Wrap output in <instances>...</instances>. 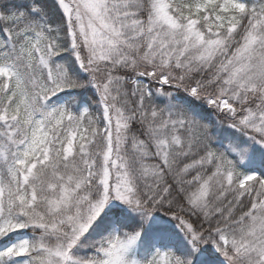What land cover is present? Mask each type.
<instances>
[{"label": "snow or ice", "instance_id": "obj_1", "mask_svg": "<svg viewBox=\"0 0 264 264\" xmlns=\"http://www.w3.org/2000/svg\"><path fill=\"white\" fill-rule=\"evenodd\" d=\"M0 264H264V0H0Z\"/></svg>", "mask_w": 264, "mask_h": 264}]
</instances>
